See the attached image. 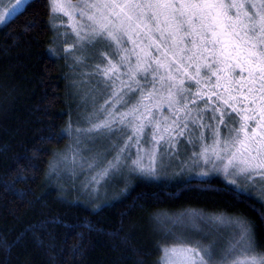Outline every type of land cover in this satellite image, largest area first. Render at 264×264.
Returning <instances> with one entry per match:
<instances>
[{
  "label": "trees",
  "instance_id": "obj_1",
  "mask_svg": "<svg viewBox=\"0 0 264 264\" xmlns=\"http://www.w3.org/2000/svg\"><path fill=\"white\" fill-rule=\"evenodd\" d=\"M50 15L49 0H29L0 27V264H160L162 250L175 242L159 220L188 212L250 222L255 250L264 253L263 202L215 177L142 179L97 208L51 183L57 179L48 172L54 153L71 142L69 132L80 125L76 117L93 111L86 96L100 93L103 103L128 88L115 82L106 90L107 77L98 89L93 81L77 88L73 79L88 78L65 65L64 42L55 38ZM158 79L153 85L142 75L127 86L148 93Z\"/></svg>",
  "mask_w": 264,
  "mask_h": 264
},
{
  "label": "snow or ice",
  "instance_id": "obj_2",
  "mask_svg": "<svg viewBox=\"0 0 264 264\" xmlns=\"http://www.w3.org/2000/svg\"><path fill=\"white\" fill-rule=\"evenodd\" d=\"M3 3L4 0H0V6ZM27 4L28 0H15L4 16H0V24H6L10 19L17 17ZM76 7L82 9L80 16H87L89 21L76 30L80 45L78 52L103 45L107 53L101 52L100 56L106 59L110 55L112 58L107 66L102 67L104 59L96 64V68L100 70L97 74L102 72L111 81L106 85V90L115 84L109 72L118 65L126 66L130 74L140 69L142 63L145 64L144 79L153 85L157 78L164 79L160 69H166L167 79L170 80L172 71H181L177 62L184 68H191L205 53L211 55L212 63L225 64L233 73L238 67L240 73L231 77L226 89L229 99L224 101L236 115L233 116L220 107L211 109L212 115L209 119L222 123L226 134L223 140H218V129H212V152L215 160L208 156V148L199 155L204 157L205 164H211L216 170L223 169L225 174L231 169V175H242L245 182L255 181L257 177L264 182V0L259 3H232L231 0L228 3H225V0H85ZM85 28L87 32L81 35ZM145 41L146 47H141ZM129 43L133 45L132 49L127 47ZM153 46L158 53L156 58L150 57L146 51V48ZM137 47H140V52L136 51ZM121 53L124 55L121 56ZM169 53L173 57L171 61L168 60ZM132 54L136 55L134 66L129 59ZM112 60H116L117 64L114 65ZM153 63L155 67L151 66ZM245 72L246 76L243 75ZM149 75L152 76L150 81ZM196 75H200L199 68L196 69ZM204 75L208 76V72ZM200 83L197 79L196 84ZM173 88H176L175 95L178 99L170 103L183 104L190 114L191 109H187V103H197L191 94L192 86L177 87L174 83H169L170 93ZM112 101L124 102L118 92H113L110 100L105 103ZM207 108L208 101H205L203 109ZM216 112H220L219 117L215 115ZM129 114L120 113L117 117L114 106L101 105L97 109L94 102L93 111L84 117V121L91 127L78 128L76 131L84 135L93 132L120 135L124 136L126 141L139 145L141 137L137 133L143 131L144 125L134 126L129 132L128 128L132 122L125 124ZM116 123L123 127L113 128L112 125ZM195 123L193 119V124ZM187 127V124H184V128ZM102 129L105 131L101 132ZM178 134L183 135V129ZM191 137L193 138H190L189 142L195 145L199 140L195 129L191 131ZM147 142L145 140V143ZM217 146L223 155L217 151ZM123 148L130 152L131 144L126 142ZM77 154L73 152V156ZM216 160L221 163L217 165ZM225 160L227 163H223ZM133 163L139 168L138 160ZM195 163L199 164V161ZM139 170L144 171L143 168ZM107 172L108 169H103L98 175H106ZM201 175L206 176L208 173L203 172ZM205 224H211L216 231L232 229L236 237L232 244L243 248L245 254L250 257L243 264H264V253L256 254L254 228L250 222L219 219L205 221ZM192 231L201 233L203 229L193 225ZM208 234L205 233L204 237ZM204 237L193 240L183 238L179 241V248L163 249L161 264H214L215 243L205 244ZM235 250V247L230 246L231 253H235ZM230 258L233 257L230 255L225 258L222 264H227ZM235 264H240V261H235Z\"/></svg>",
  "mask_w": 264,
  "mask_h": 264
},
{
  "label": "rangeland",
  "instance_id": "obj_3",
  "mask_svg": "<svg viewBox=\"0 0 264 264\" xmlns=\"http://www.w3.org/2000/svg\"><path fill=\"white\" fill-rule=\"evenodd\" d=\"M83 2L85 0H49L51 27L54 32H57L55 38L59 40V43L63 39V48L65 50H63L62 60H64L65 65L83 72L88 78L82 80L81 83L73 79L75 86L83 90L85 87L82 86L83 84L85 85L93 81L95 88L98 89L100 84L103 86L107 81L103 78L106 76L102 72V76L97 74L96 64L101 59H104L100 56V53L107 52L104 51L106 49L103 45H97L96 49H88L82 53L78 52L80 45L76 30L81 25L89 23L87 16H80L82 9L76 7ZM228 2L229 0H225V3ZM231 2L259 3L260 0H231ZM14 3L15 0H4L3 5L0 6V16H4ZM3 25L0 24V27ZM86 32L87 29L85 28L80 34L84 35ZM157 43L159 42L157 41ZM146 44L147 41L143 42L141 47H146ZM127 47L132 49L133 45L129 43ZM136 51L140 52V47H137ZM146 51L150 57H158L155 46L146 48ZM123 55L124 53H121V56ZM111 59L110 55L107 56L102 67L107 66L108 61ZM129 59L134 66L136 55L132 54ZM172 59L173 57L169 53L168 60L171 61ZM112 63L116 65L117 61L112 60ZM177 63L181 71H172L171 79L169 80L167 79L168 74L166 69H160L161 77H164V79L159 78L158 87L150 90L148 93L146 91H139L134 94L133 91L136 90L132 89L130 91V88L127 86L131 85L132 82L133 84L138 83L139 78L144 75L143 69L146 67L145 64L142 63L140 69L130 74H128L126 66L118 65L110 71L109 76L115 82L121 83L122 86L128 88L127 90L115 91L119 93L120 97H123L124 102L112 101L106 104L105 102L109 101L112 97L110 93L111 96L107 100L103 103H98L100 101V93L98 92L99 94L93 98L91 93L86 96L88 100L84 101V103L87 105V109L94 102L97 104L95 107L97 109L101 105L105 107L114 106L117 117H119L120 113H130L125 119V124H128L129 121L132 122L128 128L129 132L132 131V127L134 126L144 125L143 131L137 133L141 137L139 145L126 141L125 137L120 135H102L95 132L88 133L87 135L79 134L76 129L91 127V125L84 121V117L92 111L84 116L79 115L76 118L78 121L80 120V125L75 129L73 128L68 134L71 142L69 141L61 152L54 153L52 157L48 172L49 175H55L57 179H55L56 182L50 179L52 180L51 183L57 185L63 194L80 197L87 204L97 208L102 202L119 199L123 194H126L121 188L126 187L129 189L135 182L142 179L154 182L165 180L181 181L188 178L203 180L215 177L251 197L259 198L264 204V182L261 181L260 177H257L255 181L245 182L242 175H231V169H229L228 174H225L223 169H213L211 164H205L204 157L199 155L205 148H208V156L215 160L212 152V129H218L216 137L218 140H223L226 129H224L223 124L219 123L218 120L209 119L212 115L211 109L220 107L230 112L233 116L236 115L230 107L225 105L224 101L229 99V93L226 89L229 87L231 77L239 74L240 69L238 67L235 68L233 73L232 69L225 64L212 63V57L209 53H205L199 59V62L191 68H184L183 65H179V62ZM197 68L200 71L199 76L196 75ZM205 72H208V76L204 75ZM243 75L246 76L247 72L243 73ZM116 77H119V79H116ZM197 79L201 81L199 85L196 84ZM187 82L189 85L192 84L191 94L197 101L196 104L187 103V109H191L190 114L183 104L170 103L177 100L178 97L175 95L176 88H173L171 93L168 89L169 83H174L177 87H187ZM106 94H103L102 97H105ZM205 101H208V108L206 110L203 109ZM229 102L231 103V100ZM238 107L242 106L238 105ZM215 115L219 117L220 112H216ZM193 119L196 121L195 124H193ZM184 124H187L188 127L184 128ZM112 127L119 128L123 127V125L116 123ZM181 129H183V135L178 134ZM193 129H195L196 134L199 136V140L196 141L195 145L189 142L190 138H193L191 137ZM104 131L103 129L101 130V132ZM153 134L155 135V139H153ZM145 140L148 142L145 143ZM126 142L131 144L130 152L123 148ZM74 151L78 153L75 156H73ZM217 151L223 155L219 146H217ZM137 160L139 168L144 169L143 172L133 163V161ZM195 161H199V164H196ZM215 163L219 165L221 161L216 160ZM223 163H227V160ZM90 165H95L96 167L93 168ZM103 169H108L107 174L98 175ZM203 172H207L208 175H201ZM66 180L69 183L67 185L64 183ZM232 181H235V183H232ZM73 184L77 186L74 187ZM69 186L72 187V190ZM206 216L208 217V215ZM211 216H214V219L204 218L201 220V217L195 216L193 212H188L176 218L168 216L161 218L159 223L163 227L162 229L165 228V231L171 232V239L175 242L168 246V248H179V241L183 238L187 240L199 239L196 237L197 233H194L193 236L180 234L182 230H191L193 225H198L205 233H209L206 239H203V242L205 244L208 242L215 243L214 264H222L223 260L230 255L233 258L228 259L227 264H235V261H240V264H243L245 260L250 259L245 254L243 248L232 244V241L236 237L233 235L231 228L216 231L211 224H205V221L238 219L228 215H222V217H218L217 215ZM201 233L203 234V232ZM230 246L235 247V253L230 252ZM256 254L258 253L256 252Z\"/></svg>",
  "mask_w": 264,
  "mask_h": 264
}]
</instances>
